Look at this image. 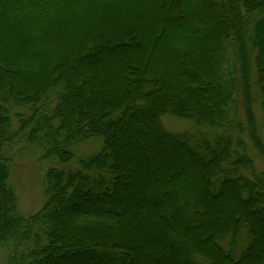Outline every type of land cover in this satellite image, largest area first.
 Returning <instances> with one entry per match:
<instances>
[{
    "label": "trees",
    "instance_id": "16d2710c",
    "mask_svg": "<svg viewBox=\"0 0 264 264\" xmlns=\"http://www.w3.org/2000/svg\"><path fill=\"white\" fill-rule=\"evenodd\" d=\"M0 30L3 264H264V0H0Z\"/></svg>",
    "mask_w": 264,
    "mask_h": 264
},
{
    "label": "rangeland",
    "instance_id": "374dc122",
    "mask_svg": "<svg viewBox=\"0 0 264 264\" xmlns=\"http://www.w3.org/2000/svg\"><path fill=\"white\" fill-rule=\"evenodd\" d=\"M1 32V30H0ZM114 60L116 58L114 57ZM236 102L232 105V112L235 111L236 119L242 120L243 122L247 121L246 115L244 113V103L241 96L237 95ZM256 110V108H255ZM233 114V113H232ZM257 115V113H256ZM257 121H259L258 115L256 116ZM235 119V118H234ZM162 122L169 130L173 132H182L190 128V122L180 119L178 117L172 116V114H165L162 116ZM234 122V120L232 121ZM16 123V121H15ZM248 133V132H247ZM247 133L244 134L245 139L248 144L252 147V143L249 140ZM24 134V138H25ZM22 140H19L16 146L11 148L10 154L14 157V162L11 166V176L9 179L10 184L15 188V191L19 197L20 202V212L25 215H30L38 211L44 203V174L46 171L47 165L45 161H41L37 156V153L34 152V149L23 148L24 145L21 144ZM97 143L92 142L84 145L82 154H87L97 148ZM18 148L23 149L22 154L18 152ZM257 152V151H256ZM255 158L258 166L264 169V160L255 153ZM31 155V156H30ZM184 177V176H183ZM184 178H187L185 176ZM221 202L228 203L229 200H221ZM228 219L224 218V222ZM169 224H171L169 222ZM3 251H0V264H3Z\"/></svg>",
    "mask_w": 264,
    "mask_h": 264
}]
</instances>
